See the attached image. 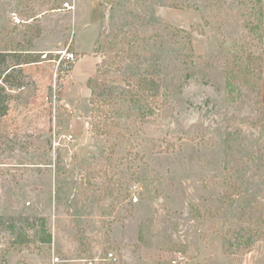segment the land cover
<instances>
[{"label":"rangeland","instance_id":"1","mask_svg":"<svg viewBox=\"0 0 264 264\" xmlns=\"http://www.w3.org/2000/svg\"><path fill=\"white\" fill-rule=\"evenodd\" d=\"M0 264H264V2L0 0Z\"/></svg>","mask_w":264,"mask_h":264},{"label":"trees","instance_id":"2","mask_svg":"<svg viewBox=\"0 0 264 264\" xmlns=\"http://www.w3.org/2000/svg\"><path fill=\"white\" fill-rule=\"evenodd\" d=\"M154 1L157 2L158 5H168V6H172V7H175V8H181L183 6V4H184V0H154ZM59 8H60V6L57 3L55 5L54 4L51 5L47 10H55V9H59ZM46 56L47 55H45V57ZM94 79H95V77L88 80L87 85H88V87L90 89L92 88L91 86H93ZM162 85H163V83H162L161 80L156 81V80L152 79L150 81V80H147V79H143L138 85L139 90L141 92L139 98H141V100L144 99V100H147V101L154 102L156 104V109H157L158 114L163 116V117H166L170 110L168 109L169 106H166L167 105L166 100L160 94V89L162 88ZM151 87L153 88V92L154 93L149 94V92L151 91ZM131 90L135 91V93H134L135 95L138 94L137 93L138 89L132 88ZM93 93L94 92L92 91V95H91L92 97L90 99V102L92 104L95 103ZM97 94L104 96L105 94H107V91L105 89H103V90L100 91V93H97ZM103 102H105V101H102V107L104 106ZM93 127L95 128L96 124H94ZM238 190H239V187L238 186H234V192L233 193H237ZM226 194H227L226 195L227 198H231L232 191L231 190H226ZM256 203L259 204L258 201ZM48 239H49V236H48ZM246 251H247V249L243 250V252H246Z\"/></svg>","mask_w":264,"mask_h":264},{"label":"built area","instance_id":"3","mask_svg":"<svg viewBox=\"0 0 264 264\" xmlns=\"http://www.w3.org/2000/svg\"><path fill=\"white\" fill-rule=\"evenodd\" d=\"M264 2V0H262ZM11 16L13 17L14 20H18L17 17H15V13H11ZM63 54H65V60L66 62H72L75 59V53L70 52V51H64ZM137 199V198H136ZM108 258L110 259H115V257L113 256L112 252L108 253Z\"/></svg>","mask_w":264,"mask_h":264}]
</instances>
